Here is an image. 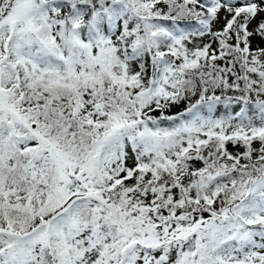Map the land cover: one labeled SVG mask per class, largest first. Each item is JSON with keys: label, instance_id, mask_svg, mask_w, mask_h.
<instances>
[{"label": "snow or ice", "instance_id": "snow-or-ice-1", "mask_svg": "<svg viewBox=\"0 0 264 264\" xmlns=\"http://www.w3.org/2000/svg\"><path fill=\"white\" fill-rule=\"evenodd\" d=\"M0 264H264V0H0Z\"/></svg>", "mask_w": 264, "mask_h": 264}]
</instances>
